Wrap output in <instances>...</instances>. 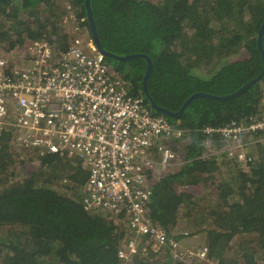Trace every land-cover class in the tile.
Instances as JSON below:
<instances>
[{
	"label": "trees",
	"instance_id": "16d2710c",
	"mask_svg": "<svg viewBox=\"0 0 264 264\" xmlns=\"http://www.w3.org/2000/svg\"><path fill=\"white\" fill-rule=\"evenodd\" d=\"M91 7L106 50L141 54L131 60L106 57V62L150 108L142 89L148 67L144 56L153 63L148 89L159 106L172 112L197 92L234 93L263 70L258 36L264 0H91ZM69 12L86 19L82 24L91 35L86 0H0V43L12 50L47 40L66 50ZM203 64L213 65L208 73ZM263 116L264 76L234 98H198L180 118L166 116L189 132L173 143L184 163L174 171L150 172V207L154 220L178 241L184 237L177 234L182 221L193 220L196 232L205 234L208 258L192 264H264V145L246 167L226 157H204L225 142L218 134L208 137L206 127ZM11 140L9 132L0 139V264H121L118 249L126 231L114 218L84 207L89 172L79 158L17 149ZM22 151L31 157L21 159ZM29 164L26 175L15 179L17 170ZM132 263L187 264L168 250L149 249Z\"/></svg>",
	"mask_w": 264,
	"mask_h": 264
},
{
	"label": "built area",
	"instance_id": "2783aa9c",
	"mask_svg": "<svg viewBox=\"0 0 264 264\" xmlns=\"http://www.w3.org/2000/svg\"><path fill=\"white\" fill-rule=\"evenodd\" d=\"M65 21L70 31L66 50L47 40L12 50L0 45V139L9 132L14 148L79 158L89 172L84 207L114 218L126 231L118 249L121 264H133L134 256L148 249L168 250L187 264L206 260L208 245L183 247L154 220L150 207V172L172 164L177 158L173 143L189 132L154 113L142 96L132 95L92 39L95 51L84 46L90 37L84 17ZM204 132L225 141L204 157L220 154L246 167L255 158L246 135L264 143V116L208 126Z\"/></svg>",
	"mask_w": 264,
	"mask_h": 264
},
{
	"label": "water",
	"instance_id": "95a60500",
	"mask_svg": "<svg viewBox=\"0 0 264 264\" xmlns=\"http://www.w3.org/2000/svg\"><path fill=\"white\" fill-rule=\"evenodd\" d=\"M86 8H87V17L89 20V24H90V30H91V35L95 44L96 49L103 54L105 57H112L118 60H131V59H135L139 56H141V54H130V55H116L113 54L111 52H109L108 50H106L101 41H100V37L98 34V30L96 27V23L94 20V16H93V12H92V7H91V0H86ZM263 33H264V22L261 25L260 31H259V36H258V45L259 48L262 51V55L264 58V50L262 47V37H263ZM144 56V55H143ZM147 58L148 60V67L144 76V81H143V93L146 97V99L148 100L150 106L152 109H154L156 112L158 113H162L166 116H171L174 118H180L182 116V114L184 113L185 109L187 108V106L189 104H191L194 100L198 99V98H214V99H220V100H227V99H231L234 98L240 94H242L244 91H246L250 86L254 85L255 83H257L258 81H260L263 76H264V67L263 70L261 72V74L252 79L251 81H249L248 83H246L245 85H243L239 90H237L234 93L228 94V95H213V94H209V93H203V92H197L194 93L193 95H191L183 104V106L180 108L179 111L177 112H172L166 108H163L161 106H159L155 100L153 99L149 89H148V79L150 77V74L152 72L153 69V63L152 60L148 57V56H144Z\"/></svg>",
	"mask_w": 264,
	"mask_h": 264
},
{
	"label": "rangeland",
	"instance_id": "374dc122",
	"mask_svg": "<svg viewBox=\"0 0 264 264\" xmlns=\"http://www.w3.org/2000/svg\"><path fill=\"white\" fill-rule=\"evenodd\" d=\"M59 2L61 3H66L67 0H58ZM70 14V15H69ZM74 14L73 13H68L65 17H64V20L65 18H69L71 16H73ZM90 35V33H88ZM91 36V35H90ZM94 43V42H93ZM27 44V43H26ZM25 44V45H26ZM1 45V43H0ZM24 45V46H25ZM2 46V45H1ZM84 46L89 48L92 52L95 51L94 50V47L92 46V40L91 38L87 35V37L85 38L84 40ZM95 46V44H94ZM211 66H213L212 64H210V66H204V64L202 65L201 69L203 70V73H208L211 69ZM209 70V71H208ZM252 140H254V138L251 136V135H246V141L249 143V150L253 153L254 157L256 158V154H258V149H259V144H262L264 145V143L262 142H258V143H255L253 142ZM177 158L172 162V164L170 166H167V167H164V168H158V171H156L157 173H162L164 171H170V170H176L178 169L179 166H181L183 163H184V159L182 158V153L181 151L177 150ZM26 152L22 151L21 154L22 156L20 157L21 159L23 158H30L31 157V154L26 157L25 155ZM217 158L219 160H221V155L220 154H217ZM36 161L34 160V165H36L35 163ZM16 164H20V160L18 159L17 160V163ZM32 164V165H33ZM31 167V164L27 165V166H21V168L19 170H17L16 174H15V179H21L22 177H24L27 173V169ZM188 191L190 192H195V193H202V191H204L203 188H192V187H188L187 188ZM206 191V190H205ZM195 227V223L193 222V220H190V221H182L180 226L177 228V234H182L184 237L180 240V243L183 244V245H188L191 242H194L196 243L197 247L203 245V244H206L205 242V234H202V233H197L196 232V229L194 228ZM185 233H188L187 235H185ZM187 239V242H183V240ZM232 252H235V248L233 249Z\"/></svg>",
	"mask_w": 264,
	"mask_h": 264
},
{
	"label": "crops",
	"instance_id": "0c3cea01",
	"mask_svg": "<svg viewBox=\"0 0 264 264\" xmlns=\"http://www.w3.org/2000/svg\"><path fill=\"white\" fill-rule=\"evenodd\" d=\"M183 242H186V243H188L187 242V239H185V240H183ZM180 243V242H179ZM183 247H188V248H195V247H197L196 245V243H194V242H191L190 241V243L188 244V245H183V244H181Z\"/></svg>",
	"mask_w": 264,
	"mask_h": 264
},
{
	"label": "flooded vegetation",
	"instance_id": "af4514ba",
	"mask_svg": "<svg viewBox=\"0 0 264 264\" xmlns=\"http://www.w3.org/2000/svg\"><path fill=\"white\" fill-rule=\"evenodd\" d=\"M146 98V97H145ZM147 100V99H146Z\"/></svg>",
	"mask_w": 264,
	"mask_h": 264
}]
</instances>
